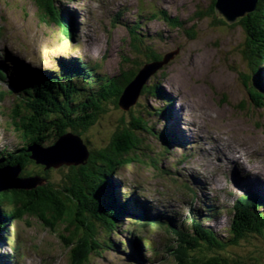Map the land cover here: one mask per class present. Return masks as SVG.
<instances>
[{
	"label": "rangeland",
	"instance_id": "374dc122",
	"mask_svg": "<svg viewBox=\"0 0 264 264\" xmlns=\"http://www.w3.org/2000/svg\"><path fill=\"white\" fill-rule=\"evenodd\" d=\"M212 2L56 0L55 5L65 21L56 25L43 19L33 0H0V42L5 40L10 48L8 51L0 43V75L7 82L13 75L21 74L25 67L49 71L56 68L62 58L72 57L85 61L86 69H90L89 65H96L100 69V77H113L116 80L139 64L137 75L140 71L146 74L144 67L152 64L146 63L147 53L155 57L164 54L171 56L168 59L165 57L167 62L156 68L146 83V86H158L170 99V117L167 120L162 116L148 115L155 114L157 109L162 110L164 103L155 101L151 95H138L135 105L128 110L122 111V104H126L121 101L120 108L106 106L107 114L102 118L101 126L90 130L88 138L98 149L107 147L112 134L121 128L120 122H129L131 112H141L156 132L166 128L173 133L179 145L170 147L164 155L162 145L153 134L141 136L143 143L140 144L141 151H137L140 155L136 156L135 162L114 172L119 191H122L120 195L134 193L148 204L162 205L169 211V216L177 218L178 224L181 219L189 217L191 211L199 210L202 217H208L206 210L215 208L220 214L203 225L225 240L231 224L232 203L238 195L245 193L239 192L234 181L240 180V174L249 179L256 171L264 169V118L257 112H248L251 102L241 80V76L247 73L246 61L241 54L246 34L243 26L236 23L241 18L227 24L217 14L215 17L213 13H208ZM66 10L68 12L64 16ZM72 18L75 28L70 31L67 25ZM172 19L182 23L179 28L172 30L169 27ZM218 20H223L228 26H222ZM130 29L139 35L140 52L131 48ZM161 33L164 37L159 35ZM190 33L193 36H189ZM261 76L264 79V68ZM94 80L98 82L97 77ZM0 88L9 87L0 82ZM10 104L9 99H4L0 107V148L5 147L3 151L6 153H12L18 143L17 134L7 123L9 117L2 112L3 105L8 107ZM19 111L23 113L22 109ZM235 143L251 151L238 163L247 174L241 169L240 173H235L237 162L232 161L235 157L226 152V147H236ZM145 146H149L151 151ZM219 148L224 149L226 160L222 156L224 153L219 154ZM83 154L84 150L80 148L69 156L74 161H80ZM184 157L186 159L182 161ZM62 169V172L52 170L49 179L58 182L66 171V168ZM194 174H201L203 181L209 183L208 188L204 184V190L195 187ZM243 184L246 183L243 181ZM190 189L196 195L195 199ZM229 190L232 193H228ZM256 194L264 198L259 192ZM63 226L59 222L50 228L30 217L8 221L0 232V264H77L76 257L69 254V248L65 247L61 238L69 237L68 234L71 235L74 229L69 226L67 231ZM129 226L133 230L134 224L124 221L117 232L120 235H112V240L119 243L117 240L124 237L130 241L132 235L125 231ZM134 234L142 236L143 240H150L157 256L145 250L143 260L132 257L127 247H120L106 251L102 256H91L88 263L176 264L175 256H179L175 253L176 241L171 235L138 228L134 229ZM235 249V255L241 260L250 264H264V238H258L251 246H237Z\"/></svg>",
	"mask_w": 264,
	"mask_h": 264
},
{
	"label": "trees",
	"instance_id": "16d2710c",
	"mask_svg": "<svg viewBox=\"0 0 264 264\" xmlns=\"http://www.w3.org/2000/svg\"><path fill=\"white\" fill-rule=\"evenodd\" d=\"M33 2L45 21L56 25L65 23L55 5L56 0ZM215 2L213 0L208 11L214 16ZM218 22L222 26H228L223 20ZM236 23L243 26L246 34V43L241 54L246 61L244 64L247 73L241 76V80L251 102L248 112H257L264 118V79L261 76L264 68V0H256L254 10ZM180 24L182 23L174 19L170 21L169 27L174 30ZM189 36H193L192 33ZM138 37L136 31L130 29V44L133 43L131 48L136 52H140ZM136 46L138 47L135 48ZM145 56L146 63L164 61V57H155L150 53ZM139 66L140 64L136 65L130 73L123 74L116 80L113 77H97V83L84 68L81 77L78 76L80 71L66 69L65 73L57 72L54 79L50 78L54 75L53 72H48V78L43 76L45 79L33 78L35 81H49L45 87H41L43 84H35L34 81H29L25 86H11L13 93L19 98L14 97L13 102L15 119L10 118L11 121L7 120V123L20 136L17 138L20 142L9 155L2 151L0 168H17L18 179H36L37 185L22 191H0V232L8 221H19L26 217L35 218L50 228H54L59 222L67 231L71 226L74 229L71 235L61 238L65 247L69 248V254L76 257L77 264H86L91 256H102L106 251L124 247L122 242H114L112 235L118 234L119 223L132 216V212L138 218H143L140 222L150 223L146 221V213L134 198L129 199L128 193L120 196L113 175L117 169L135 162L140 155L137 151H141L143 134H153L163 147V155L170 147L179 145L176 136L166 128L156 132L141 112H131L129 122H120L121 128L112 134L107 147L98 149L93 146L91 138H88L90 130L101 126L102 118L107 114L106 106L115 105L120 108L119 102L124 90L137 76ZM67 71H70L71 76L67 75ZM75 78L79 79L78 87L74 85ZM146 83L147 80L141 87L139 96L151 95L155 101L165 104L155 114L149 113V117L162 116L167 120L170 117V99L158 86L150 87ZM8 94L1 91L0 103ZM137 107L140 108L138 104ZM20 109L23 111L21 114ZM67 133L79 138L86 147L87 154L81 164L47 169L30 158L28 150L32 147L47 149ZM145 148L151 149L149 146ZM29 168L36 170L29 171ZM62 168H66V171L58 182L49 179L52 170L62 172ZM235 210L225 240L214 231L203 228L194 218L189 220L191 229L185 230V233L170 229L169 233L176 241L175 253L179 256L174 255L176 264H250L235 255V248L251 246L258 238H264V204L259 197L249 195L246 198H237ZM130 231L132 230L129 228L128 232Z\"/></svg>",
	"mask_w": 264,
	"mask_h": 264
},
{
	"label": "water",
	"instance_id": "95a60500",
	"mask_svg": "<svg viewBox=\"0 0 264 264\" xmlns=\"http://www.w3.org/2000/svg\"><path fill=\"white\" fill-rule=\"evenodd\" d=\"M256 3V0H216L215 2V10L217 14V17H222L223 20L229 24L235 21V18L237 17H244L248 13L252 12L254 10V5ZM216 17V16H215ZM171 57L169 55L164 56ZM164 60L161 63H155L152 62L151 65H148L144 67V70H147L146 74H141L140 76L137 75L129 86L124 90V93L120 99L122 103H125L126 105L121 106L122 110H128L129 107H131L136 98L139 95V92L141 90V87L146 82L147 78L151 73H154L156 68H160L163 64L167 62V60ZM2 112L10 118H14L15 110L11 107H5L3 105ZM65 140V141H64ZM66 140H72L70 141V146L72 147H66L64 144H66ZM75 142V143H74ZM75 144V145H74ZM82 148L84 150V154L82 159L80 161H74L73 157H70L69 154H75L76 151H79V149ZM29 152L31 153V158L36 160L37 164L44 165L47 169L48 168H58L61 165H68V166H76L78 164H81L83 159L86 157V148L81 143L79 138L74 137L72 135H64L61 138L57 140V142L54 144V146L49 147L47 149H41L39 147H32ZM76 157V156H74ZM11 177L15 176V174L11 173ZM20 182V181H19ZM21 184H14V183H5L0 184V191H22V190H28L30 189L28 186L23 185V182H20Z\"/></svg>",
	"mask_w": 264,
	"mask_h": 264
},
{
	"label": "bare ground",
	"instance_id": "6f19581e",
	"mask_svg": "<svg viewBox=\"0 0 264 264\" xmlns=\"http://www.w3.org/2000/svg\"><path fill=\"white\" fill-rule=\"evenodd\" d=\"M106 6V5H105ZM64 9H66V7L64 8ZM63 9V10H64ZM67 10L65 11V14H64V16L65 15H67ZM116 18H118V19H120L118 16H116ZM239 18H243V17H236L235 18V21L234 22H236L237 21V19H239ZM234 22H232V23H234ZM131 24H133V21L131 22ZM130 24V25H131ZM229 24H231V23H229ZM69 28V30L70 31H73L74 30V28H75V25H74V19L72 18L71 20H69L68 21V25H67ZM72 29V30H71ZM159 35H161V36H163L164 37V35L161 33V34H159ZM160 36V37H161ZM0 43H2L3 45H2V47H4V45L6 46V48L7 49H9L10 50V48H9V46L7 45V43H6V41L5 40H2ZM65 59H72V57H66ZM84 63H85V61H83ZM78 65H75V67H73V69H71L70 71H80L79 72V75L78 76H80L81 75V73H82V68H83V65H81V67H77ZM88 70V73L91 75V76H95V72H94V70H93V68L91 69H87ZM70 71H67V75L68 76H71V73H70ZM13 78L15 79V80H17L18 81V79H17V77L15 76V75H13ZM35 78V77H34ZM75 81H76V83L74 84L75 86H77V85H79V82H77V81H79V79L78 78H75L74 79ZM95 81V83H96V80H94ZM91 82V81H90ZM15 83V82H14ZM56 85V84H55ZM78 87V86H77ZM67 90V89H66ZM74 90H76V89H74ZM58 91V90H57ZM78 91V90H77ZM1 93V92H0ZM57 93V92H56ZM61 94V93H60ZM66 94V93H65ZM24 98V97H23ZM30 100V99H29ZM164 101V100H163ZM89 104V103H88ZM87 104V105H88ZM94 106V105H93ZM83 107V106H82ZM186 108V106L184 105L183 106V109H185ZM93 109V108H92ZM64 136V135H63ZM198 136V135H197ZM62 137V136H61ZM60 137V138H61ZM175 138V137H174ZM213 142H216L217 143V141L215 140V139H211ZM65 141V140H64ZM70 141H72V140H70ZM70 141L69 140H66V144H64V146H66V147H69L70 146ZM218 144V143H217ZM236 144V147H226V152H227V154L228 155H230V156H232V157H235V158H232V161H235V162H237V163H235V168H237V170H236V172L235 173H238V171H239V173H240V169L244 172V174H247V171L244 169V167H242L240 164H238L239 163V159H242V158H246V157H248V155H250L249 153L251 152L250 151V149L249 150H247L243 145H241V144H239V143H235ZM75 145V144H74ZM208 145V144H207ZM187 146V145H186ZM28 152H29V150H28ZM222 153H224V149L223 148H219V154L221 155ZM10 153H8V155H9ZM0 155H1V153H0ZM206 155L208 156V152L206 153ZM187 156V155H186ZM222 156H223V158L225 157V153L224 154H222ZM30 158H31V156H30ZM186 159V157H184V158H182V161H184ZM34 160V159H33ZM225 160H226V157H225ZM35 161V163L37 164V162H36V160H34ZM176 161V160H175ZM224 162H226V163H230L229 161H224ZM239 167V168H238ZM262 171H264V169H262V170H260V171H256L251 177H249V179H245V177H242V175L240 174V175H238V178L240 179L239 181H237V180H235L234 181V183L235 184H237L240 188H242V186H243V181L247 184V186H249V188H251L252 190H253V188L255 189V190H260V189H262L263 190V192H264V172L262 173ZM0 173H2L1 175H0V180L2 181V184H4V182L6 183H14V184H21L20 182H23V184H25L26 186H28L29 188H31V187H35L36 185H37V182H36V180H22V179H18V174H19V171L15 168V169H11L10 167H4V168H0ZM11 173H13V174H15V176H13V177H11L12 175H11ZM187 174H188V172H186ZM191 173H193V172H191ZM190 174V173H189ZM180 176V175H179ZM191 177H192V174L190 175ZM193 182L195 183V187H197V188H199V187H203V184L205 185V187L206 188H208V186H209V183L208 182H204L203 181V179H202V176H201V174H199V175H196V174H194L193 175ZM249 180V181H248ZM0 181V182H1ZM20 181V182H19ZM32 181H35L34 183H31ZM253 183V186H252V183ZM1 184V183H0ZM257 184V185H256ZM205 189V188H204ZM246 189V188H245ZM153 206H154V208L152 209V211H151V213H149L148 214V216L146 217V221L147 222H160V221H164V219H165V213H163V210L165 209L164 207H162V205H154V204H152ZM157 208V209H156ZM163 209V210H162ZM261 209V208H260ZM164 212H166V213H168L169 211H164ZM140 222V221H139ZM199 224V223H198ZM209 228V227H208ZM3 229V228H2ZM117 241H119V242H122L123 244H124V247L126 248H128V249H130L131 250V254H133V256H135V257H137L138 258V254L140 255V257L143 259V260H145V257L143 256V248L144 247H138V246H136V245H132V244H130L129 242H127L126 240H124V239H119V240H117ZM149 248V246H147V249ZM133 259V261H135L136 259L135 258H132ZM8 262V261H7ZM122 263H124V261H122ZM11 264V263H10Z\"/></svg>",
	"mask_w": 264,
	"mask_h": 264
}]
</instances>
